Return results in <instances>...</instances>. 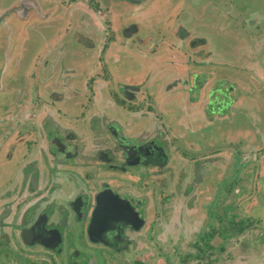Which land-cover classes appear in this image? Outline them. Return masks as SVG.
<instances>
[{
	"label": "rangeland",
	"instance_id": "1",
	"mask_svg": "<svg viewBox=\"0 0 264 264\" xmlns=\"http://www.w3.org/2000/svg\"><path fill=\"white\" fill-rule=\"evenodd\" d=\"M11 1L0 0L4 4ZM125 1L130 0H76L74 5L73 0L72 4L70 0H50L55 7L45 16L31 15L30 11L18 16L21 9L2 14L0 25L6 30L0 26V117L12 109V102L17 98L22 101V94L30 91L32 95L27 94L25 102L32 103L24 110L25 116L49 100L53 109L60 107L63 122L67 118L68 124H82L84 136L92 135V139L83 140L85 148L96 141L105 142L112 151L115 133H123L120 138L125 141L153 138L154 144L167 146L180 158L173 157L167 167L157 171L134 168L132 182L143 180V184L130 187L146 195L151 189V197L157 198L158 202L151 200L149 204L144 230L149 241L153 237L150 245L167 246L165 264H187V258L198 252L203 253L198 258L202 262L215 258V264H230L227 258L243 256L245 262L234 264H264V23L256 27L246 21V30L241 31L239 22H233L240 10L244 18L253 17L251 11L255 10L263 15L264 0H144L132 5ZM138 36L145 41L140 43ZM192 42L197 43L194 49ZM151 51L160 53L168 65L151 71L156 61L149 56ZM250 51L262 55L251 59ZM172 54L178 62L171 63ZM176 69L182 70L181 77L189 71H201L193 77L189 94L183 95V104L179 102L184 99L180 90L170 98L165 95L164 86L173 84L169 73ZM50 74L53 78L46 83ZM208 74L214 78L207 80ZM228 79L249 92L232 89ZM137 82L141 84L136 99L142 104L136 106L133 100L125 99V92ZM207 89L211 92L209 104ZM191 94L201 102V110L193 116ZM117 100L125 101L126 106L120 107ZM145 105L152 106L155 115ZM163 117L160 125L157 119ZM98 119L105 133L97 128ZM52 125L59 133L62 122L56 120ZM160 172L164 176L160 182L164 178L169 188L154 179L145 182ZM138 173L143 177L135 178ZM71 184L64 183L68 191ZM9 201L10 197L8 207ZM69 229L61 245L64 254L39 248L37 253L54 256L55 262L70 259V254L84 258L91 254L96 264H110L109 257L115 258L114 252L101 253L85 232L79 233L80 228L70 225ZM7 242L0 246L5 264H33L34 260L47 264L44 259L37 260L31 249L19 247L20 243L28 246L21 240L18 245ZM181 244L189 247L182 250ZM208 253L210 257L205 258ZM126 257L129 264L134 263L132 251ZM159 259L153 257L150 262L164 264Z\"/></svg>",
	"mask_w": 264,
	"mask_h": 264
},
{
	"label": "flooded vegetation",
	"instance_id": "2",
	"mask_svg": "<svg viewBox=\"0 0 264 264\" xmlns=\"http://www.w3.org/2000/svg\"><path fill=\"white\" fill-rule=\"evenodd\" d=\"M125 2L131 5L134 4L130 1ZM70 3L72 4V0H70ZM75 3L76 0H73V5ZM18 6V9H21L19 12L20 16L25 12L27 14V9H33V11L38 12L37 8H39V4L35 0H25L22 6H20V4ZM46 6L51 8L52 5L46 3ZM91 6L94 8V5ZM96 9L97 11L99 10L98 8ZM251 13H253V17L256 16V20L250 21V19H254L253 17L244 18L245 13L241 10L239 14L235 13L233 22H239V29L241 31L242 29L246 30V21H248L250 25L256 27L264 23V16H260L257 10H255V12L251 11ZM231 19H233L232 16ZM255 21H257L256 24ZM183 34L186 33L183 32ZM127 38H132V35ZM136 39L139 40L140 43L145 41L141 36H138ZM190 44L192 46L191 48L194 49L197 43L192 42ZM253 52L254 51H250L249 56L259 57L262 55V52L259 51L254 52L255 54L253 55ZM159 54L160 53L154 54L152 51L149 54L151 58L154 57L156 60V64L154 62V67H152L151 71L157 69L158 66L168 65L166 64L168 60H161L162 58ZM174 55L176 54H172L173 58L170 57L172 58L170 59L171 63L178 62L177 58H174ZM251 59H253V57ZM158 60H161V62L159 63ZM175 71L176 74H174ZM175 71H169V76L171 75L174 77L173 80H171L173 84L170 85L181 86L186 83V85L189 86V92L190 89L193 88V77L200 75L199 72H201L197 70H195V72L189 71L181 77L179 72L182 70L176 69ZM208 75V77H212V74ZM225 81L226 80H224V82ZM227 83L232 89L239 87L241 91L249 92L242 84L236 87L229 79ZM140 84V82H137L131 89V85H129V90L125 92L127 93L125 94V99L133 100V105L136 106L142 104L141 101L136 99L139 89L137 92L134 91ZM203 84H201V86H203ZM200 89H202V87ZM208 93L211 94V92ZM190 99L194 101L197 100L193 99L192 94ZM210 100L208 96L206 104H209ZM52 101L53 100H50V102ZM34 102L35 101H33V103ZM42 104L36 106V108H38L34 113L36 116L33 117V122L31 121V123H28L27 119L24 124L20 118H16L15 122V128L18 130L17 133L21 134V136L27 133H31L35 136L36 133L38 135V137H36L38 139V145H40L39 142L42 138H45L48 143L47 149L44 148L41 150V155L38 159L32 161L31 166L26 167V171L22 170L14 173V177H12L8 185L7 193L10 197V204L8 207L7 203V207L4 208V216H21L17 229L18 238L23 243H25L23 238L24 231L26 229L32 231L31 235H26V239H32L33 243H25L28 245L27 247H24L25 245L23 246L22 244L18 246L31 249L29 251L36 254L37 260L44 259L47 264H54L56 257L47 253L41 256L38 254V248L44 252L64 254L65 250L61 245L64 240V235L67 233V230H70L69 226L71 225L75 229L80 228L79 233H81L80 230L85 232L89 241L93 245L95 244V247H99L101 253H107V251L116 253V256H114L115 258L109 257L110 264H117L116 261L120 259H122V261L125 259L128 261L129 259L126 255L130 251L135 254L134 263L131 264H146L145 254L149 253L152 249L156 251L152 255L151 260H153V257H158L160 258L159 260H163L165 264L167 260L163 258V254L166 252L167 246L158 245L155 242L150 245L153 237L149 241L148 238H146L147 231L144 230L148 223V217L146 216H149V204L151 200L154 203L158 202L157 198L155 197L153 200L151 197V189L146 191L148 192L146 195L142 192L136 193V190L133 191V188L130 186L134 185V183L135 185L143 184V180L142 182H138L136 179H133L134 183L132 182L131 178H134L132 175V172H135L134 168L140 169L148 167L150 170L156 169L155 171H157L158 169L167 167L168 164L171 163L170 154L168 153L169 149L166 148L167 146L162 147L160 144H154V139L150 137L149 140L144 141H136L131 138H127V141H125L124 138H120L123 133H115V141L112 140L114 141L112 144V151L110 148H106L105 142L102 144L94 141L85 148L82 145L84 140L83 125L78 123L76 125L68 124L67 118H65L63 122L61 117L64 115L60 111V107L53 109L48 103L49 107L46 106V108H44ZM117 104L120 105V107L126 106L125 101L122 103L117 100ZM136 106H133V110ZM144 107H147L148 109L146 110L148 111L152 108L150 105H145ZM41 108L47 112H44V116L39 115L42 112ZM56 120L62 122L59 133L53 130L52 122ZM98 120L99 123L97 128L105 133L103 130V122L100 119ZM158 120L160 119H157V121ZM90 121H92V118ZM111 121L113 120L111 119L110 122ZM7 124L8 126L12 124V118L8 120ZM110 125V128L112 127L113 130L114 127L112 124ZM24 127H26V129ZM89 139H92L91 134L88 136V140ZM35 143L34 141L31 144ZM165 172L166 171H163V174ZM139 173L135 178L143 177ZM155 173L154 175H156ZM161 174L160 172L159 176L155 178L151 177L149 180L145 179V182L148 183L154 179L153 182H157L169 188L171 185L168 181H164V178L162 182H160L161 180L159 179L164 177L163 174ZM65 182H72L71 190L68 191L66 189L64 185ZM158 194L159 193L156 192V196ZM140 208L143 209L142 212ZM225 211V214L228 215L230 211L228 204L227 207H225ZM93 216L104 217L100 221L101 224H95L94 222L93 227L90 228ZM140 217L143 218V221H139ZM128 219L132 220V222ZM194 234L195 231H193V236ZM142 235L144 238L141 237ZM157 236V240H159V235L157 234ZM187 247L181 244L180 248L186 250ZM194 248V252H197L196 249L198 247L194 246ZM157 252L160 256L157 255ZM209 253H213V250ZM209 253L204 257L207 258ZM69 256L71 257L70 259L58 261L55 262V264H96L95 258L91 254H87L86 258L82 256L75 257L74 254H70ZM201 256H203V253L200 255L198 252V255L195 254L193 258H187L188 260L185 261V263H217L215 258H209L207 261L202 262L198 260ZM154 260L156 262V259ZM227 261L231 262V259L227 258ZM31 262L33 264H43L41 261L35 262L34 260ZM127 264H129V261ZM147 264H154V262H148Z\"/></svg>",
	"mask_w": 264,
	"mask_h": 264
},
{
	"label": "crops",
	"instance_id": "3",
	"mask_svg": "<svg viewBox=\"0 0 264 264\" xmlns=\"http://www.w3.org/2000/svg\"><path fill=\"white\" fill-rule=\"evenodd\" d=\"M24 1L25 0H12L8 4H4V3L0 2V20H1L2 14H6V13L7 14H11V13L15 14V11L17 13V11L20 10V9H18V7H19L18 5L20 4V6H22V3ZM35 1L39 4V8H37L38 12L33 11V9L32 10L27 9V14H28V11H30L31 15L34 14V12H36V13H38L39 16H41V15L45 16L46 12L52 11L53 8L55 7V6H51V8H50V7L46 6V3H48L50 0H48V1L47 0H35ZM17 15L20 16L19 14H17ZM262 16H264V14ZM253 18L254 19H250V21L256 20V16H254ZM0 23H1V21H0ZM0 26H1L2 31L5 32V30H6L5 27L2 28V24ZM138 31H139V28H137L136 31H134V32H138ZM152 58H154V57H152ZM45 69H48V66H46L44 68V70ZM50 75L51 76H46L47 77L46 83L49 82V79L53 78V74H50ZM36 76H37V73L33 75V79L36 78ZM210 78L213 79L214 77L213 76L208 77L207 80H209ZM44 79H43V81H44ZM212 79H211V81H212ZM211 87L213 88V85ZM164 88L166 90L165 95L167 96V98L171 97L170 94L177 95L179 93V92H177V89L180 90L182 96L189 94V90L184 88V87H181V86L178 87V86H174V85H169L168 88H166L165 86H164ZM69 90H72V89H69ZM137 90L138 89H135L134 91L137 92ZM72 92L73 93H80L79 90H75V89L72 90ZM205 92H206V96H208L209 95L208 89L205 90ZM52 93H53V91H52ZM201 93H202V91H201ZM27 94H31V92L28 91V92L22 94V101H19V98H17L16 103L12 102V104H10V106H12V109H10V111L7 110L8 111L7 114L5 116L0 117V246H1V242L2 241L6 242V240H8L7 244H13L14 243V245H18L20 243V240L18 238V229L17 228L19 226L18 222L20 221L21 216H4V214H5L4 208H5V205L8 203V198H9L8 193H7L9 182H11L12 177H14V173H16V171L17 172L22 171V170L26 171V167L31 166L32 161L38 159V157L41 155V150L44 148L47 149V144H48L46 139L42 138L41 141L39 142L40 145H38V139L36 138V136L32 135L31 133H29V134L27 133L23 136H21V134L17 133L18 130L15 128L16 118L22 119V122L25 124V121L27 119H30L33 122V117L36 116V115H34V113L33 114L30 113L29 116H25L27 111H24V110L25 109L27 110L29 108L30 104L32 103V101L25 102ZM55 94L56 93L54 92V95ZM81 94H82V92H81ZM137 94H138V92H137ZM38 97H39V95H38ZM50 98H51L50 100H54L53 95ZM43 101L45 102V105H43L44 108H46V106L49 107V105H48L49 100L48 101L43 100ZM180 101H186V98L184 97V99L179 100V102ZM200 103L201 102L198 100H195V101L192 100V104L190 106L192 116H193V113H195V111L197 114L201 110V108L198 107ZM239 103L244 104L245 100H239ZM181 104H183V103H181ZM182 108H184V107H182ZM6 109H7V107H6ZM41 109H42V112L39 115L44 116V112L45 113H47V112L44 111L43 108H41ZM150 111H153L152 114H154V110H152V108L150 109ZM163 112H168V110H165ZM10 118H12V124L8 126L7 123H8V120ZM163 121H164V117L160 118V120H159L160 125H161V123H163ZM10 127L12 128V130ZM42 137H45V136H42ZM85 139L88 140V137L84 136V140ZM34 141L36 143L31 144ZM169 154H170V160L171 161H173V157H176L177 159L180 158V157H177L176 155H172L170 153V150H169ZM20 244H22V243H20ZM145 248H146V246H145ZM154 252L155 251L152 249V251L145 254L146 255L145 256V263L146 264L148 262L150 263V261L152 259V255L154 254ZM4 256L5 255H3V257ZM3 257H1L2 259L0 258V264H5V262L7 261V259H5ZM241 257L238 259L235 258L236 260H231L230 264H234L237 261L245 262L247 260V259L243 258V256H241Z\"/></svg>",
	"mask_w": 264,
	"mask_h": 264
},
{
	"label": "water",
	"instance_id": "4",
	"mask_svg": "<svg viewBox=\"0 0 264 264\" xmlns=\"http://www.w3.org/2000/svg\"><path fill=\"white\" fill-rule=\"evenodd\" d=\"M131 2H133V3H141L142 1H144V0H130ZM19 11V10H18ZM104 216H93V218H92V220H91V224H90V228H92L93 227V225H94V222H95V224L97 223H99V224H101L100 223V221H101V219L103 218ZM137 219V218H136ZM128 220H130V219H128ZM131 222H132V220H130ZM136 221V220H135ZM139 221H143V218H141L140 217V219H139ZM28 234V236L29 235H31L32 234V231L31 230H28V229H26L25 231H24V233H23V238H24V242L26 243V244H32L33 243V240L32 239H30V240H28V239H26V235ZM46 244V243H45Z\"/></svg>",
	"mask_w": 264,
	"mask_h": 264
},
{
	"label": "trees",
	"instance_id": "5",
	"mask_svg": "<svg viewBox=\"0 0 264 264\" xmlns=\"http://www.w3.org/2000/svg\"><path fill=\"white\" fill-rule=\"evenodd\" d=\"M90 1H92V2H93V0H90Z\"/></svg>",
	"mask_w": 264,
	"mask_h": 264
}]
</instances>
